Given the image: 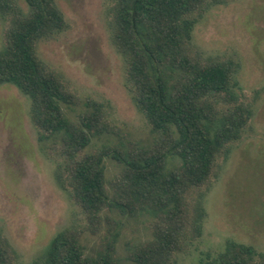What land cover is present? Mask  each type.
I'll return each instance as SVG.
<instances>
[{
	"label": "trees",
	"instance_id": "1",
	"mask_svg": "<svg viewBox=\"0 0 264 264\" xmlns=\"http://www.w3.org/2000/svg\"><path fill=\"white\" fill-rule=\"evenodd\" d=\"M24 2L27 11L13 0H0L9 18L0 50V85L11 83L30 98L39 141H51L52 151L63 160L58 182L84 211L93 233L102 218L110 221L106 210L147 213L154 219L153 237L131 245L125 258L115 255L119 229L114 221L95 253L85 252L82 230L67 228L32 264H179L178 254L202 234V187L216 176L218 157L228 156L255 113L237 91L239 63L204 58L192 42L204 13L224 0H111L112 42L126 62L127 87L160 140L146 147L120 139L94 152L85 151L91 141L118 134L116 127L100 101L83 102L37 51L40 40L65 30V16L55 0ZM81 103L86 110L71 119L64 105ZM106 158L120 166L108 180L111 192L106 188ZM171 160L178 164L170 167ZM193 192L198 195L191 204ZM15 260L0 231V264ZM204 264H264V251L227 240L213 261Z\"/></svg>",
	"mask_w": 264,
	"mask_h": 264
},
{
	"label": "rangeland",
	"instance_id": "2",
	"mask_svg": "<svg viewBox=\"0 0 264 264\" xmlns=\"http://www.w3.org/2000/svg\"><path fill=\"white\" fill-rule=\"evenodd\" d=\"M27 11L24 0H13ZM67 21L65 30L37 44L43 62L59 73L79 98L100 101L118 134L94 138L85 151L104 145L134 142L154 146L160 135L151 130L127 87L126 62L112 42L109 9L111 0H55ZM9 18L0 8V50L5 45ZM192 42L204 58L233 59L238 94L252 103L254 116L240 140L220 156L212 176L202 187L206 217L202 234L178 254L179 264L212 262L227 240L253 245L264 251V0H224L212 6L195 25ZM31 100L11 83L0 85V231L16 254V264H32L46 252L60 231L82 230L86 253H95L114 221L119 236L115 255L125 258L128 248L153 237L150 214L129 215L117 209L104 211L99 229L90 231L84 211L70 191L57 180L63 163L51 149L52 142H40L30 116ZM71 119L86 110L64 105ZM108 180L120 170L105 159ZM178 164L171 160L169 166ZM200 192V191H199ZM198 192L189 195L192 203ZM111 222V223H109Z\"/></svg>",
	"mask_w": 264,
	"mask_h": 264
}]
</instances>
